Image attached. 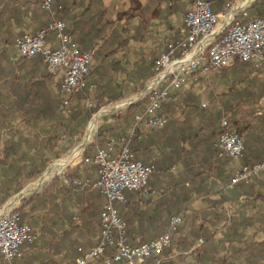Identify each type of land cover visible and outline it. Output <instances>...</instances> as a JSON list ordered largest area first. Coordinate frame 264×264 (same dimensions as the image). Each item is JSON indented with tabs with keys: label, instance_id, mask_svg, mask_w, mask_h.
Returning a JSON list of instances; mask_svg holds the SVG:
<instances>
[{
	"label": "crops",
	"instance_id": "1",
	"mask_svg": "<svg viewBox=\"0 0 264 264\" xmlns=\"http://www.w3.org/2000/svg\"><path fill=\"white\" fill-rule=\"evenodd\" d=\"M88 1L53 0L54 5L58 3L71 8L61 20L73 32L78 48L85 51L96 47L91 74L86 77L89 101L94 102L96 95L102 93H95L97 87H103L116 93L122 91L124 98L138 95L135 102H144L140 106H134L137 104L134 102L129 111L104 119L110 123L101 126L100 132L113 129V136H117L124 134L134 116L144 109L147 85L154 72L153 61L165 51L168 43H176L184 37L183 16L189 1L183 0L169 8L165 0H101L105 9L101 21L92 17L94 9L93 13L80 17ZM209 1L213 12L223 15L239 0ZM248 4L246 9L253 5L248 12L250 15L257 16L254 12L264 9V0ZM90 17L93 19L89 20ZM258 17L264 18V15ZM47 22L48 16L37 0H0V169L13 162L19 166L39 165L41 162L40 151L36 152L33 147L26 149L23 145V137H37L39 140L44 132L24 127V113L19 110L24 107L23 93L19 88H23V77H33L35 81L40 74L47 75V70L38 60L20 59L15 41L25 33L34 34ZM106 22L111 26L105 32H97L99 24ZM48 42L54 46L51 36H48ZM218 72L210 77L208 88L200 78L196 85L170 89L169 100L163 102L159 110V115L165 119L164 125L153 131H143L131 140L135 159L153 164L155 171L148 181V195L125 191L124 202L115 203V208L127 226L126 235L132 246L156 239L165 230L169 217L181 215L182 225L171 243L178 236L187 237L190 231L201 228L211 238L205 264H216L222 257L225 264H249L254 259L234 255L228 248L264 243V173L248 183L230 184L240 165H251L264 159V94L257 96L260 93L256 86L251 95L244 94L248 91L245 90L248 81L264 82V66L249 64L246 67L235 66L227 73ZM56 82L57 79L49 77L43 84L50 92H55ZM14 86L17 90L12 92L10 89ZM103 102L113 104L106 100ZM222 111L228 116L232 111L238 113L235 120L244 137L247 153L244 158L216 157V136ZM100 143L102 140L95 147ZM10 144L15 146L16 154L4 158L3 151ZM65 144L66 141L61 142L53 151H63ZM78 144L65 153L73 151ZM23 154L27 156L18 162ZM55 160L46 165L37 179ZM80 162L81 159L68 164L67 168L50 178L45 175L39 182L42 183L39 188L19 199L15 206L17 210L20 208V221L36 232L38 240L31 253L12 264H74L81 249L84 252L96 244L104 197L96 189L66 183V180L74 179L94 183L96 167L82 171ZM19 192L6 200L1 211ZM235 220L237 224L233 230L242 235L239 239L227 230ZM193 247L172 248L162 263L186 257L183 262L190 264L191 261L187 260L192 255V264H196L195 257L200 247L192 250ZM256 259L263 262L264 256ZM0 264L5 263L0 259Z\"/></svg>",
	"mask_w": 264,
	"mask_h": 264
},
{
	"label": "built area",
	"instance_id": "2",
	"mask_svg": "<svg viewBox=\"0 0 264 264\" xmlns=\"http://www.w3.org/2000/svg\"><path fill=\"white\" fill-rule=\"evenodd\" d=\"M181 1L165 0L169 8ZM188 1L183 16L185 35L176 43H168L155 61V76L147 87L155 79L160 80L148 89L143 111L134 116L124 134L107 137L104 146L98 148L91 158L82 157L81 161L97 169L94 183L89 184L85 179L66 180L69 185L98 190L105 200L99 218L98 240L93 247L76 257L74 264H142L149 259L160 264L164 260L162 254L170 247L173 235L182 225V216H171L165 231L156 239L131 246L126 224L115 208V203L124 202L125 191H139L147 195L148 181L154 173L153 164L135 159L131 140L143 131H153L164 125L165 119L159 115V110L162 103L169 100L170 89L196 85L200 78L208 83L214 72L230 67L235 60L249 62L255 67L264 66L263 17L248 14L245 7L220 25L221 15L213 12L211 1ZM38 5L49 14H54L53 0H38ZM48 36L52 37L53 47L48 42ZM15 49L21 58L41 57L49 74L57 79L64 96L85 88L96 51V48L81 51L66 32L65 23L53 18L44 29L17 38ZM63 104L68 105L67 101ZM220 127L217 158L239 160L244 152L242 138L230 127L226 118L221 119ZM260 173H264V159L250 167L240 165L233 174L230 186L248 183ZM37 240L36 232L20 221L15 205L4 213L0 211V259L5 264H12L31 253ZM201 244L202 241H198L192 250Z\"/></svg>",
	"mask_w": 264,
	"mask_h": 264
},
{
	"label": "trees",
	"instance_id": "3",
	"mask_svg": "<svg viewBox=\"0 0 264 264\" xmlns=\"http://www.w3.org/2000/svg\"><path fill=\"white\" fill-rule=\"evenodd\" d=\"M73 5L74 6L76 5L75 7H77V4H73ZM91 5L96 6V7L93 8ZM57 7H60V9H57ZM70 9L71 8L63 4L59 5L58 3H56V5H54L53 15L49 14L48 12L42 9L41 10L47 14L48 22H49L52 18L56 20L63 19V15L69 13ZM93 9H94V14L92 17L96 18L98 21H101L105 13V9L102 7L101 0H89L87 8H85L84 12L81 14L80 17H82L86 13H89V14L93 13ZM252 9H253V5L245 9V11L248 13ZM254 14L257 16H263L264 9L254 12ZM75 18L76 16L73 17V19ZM91 19L93 18L90 17L89 20ZM47 24L45 25V27L47 26ZM109 26H111V23H108V22H106L103 25L99 24L97 28L98 30L97 32L99 33L105 32ZM45 27H43L42 29H44ZM66 32L72 37L73 41L76 43L74 36H73V32L70 29H67V27H66ZM91 48H96V47L92 46L90 47V49ZM176 56H178V54H176ZM19 58L23 60H38L46 68V65L42 61L41 57H36L33 59H25L21 57ZM155 61H153V67H154ZM249 64L251 63L243 62L240 60H235L231 67L227 69L219 70V72L227 73L235 66L246 67ZM90 74H91V71H89L87 76H89ZM151 76L152 77L155 76V72H153ZM49 77L52 78L53 76L49 74L48 71H47V75L40 74V76L37 77L38 79H36L35 81L33 77H28V76L23 77V79L25 80L23 88H19V90L23 93L24 107L19 109V110H23V113H24V118L22 119L23 125L26 128V130L40 129L42 132H44L43 136L39 140L37 139V137H34V139L31 136L23 137V145H25L26 149H31V147H33L35 151L36 150L40 151L41 155L39 156V159L41 162L39 163V165L31 164L30 166H19V164L17 165V162H13L12 165H10L9 167L0 169L1 170L0 173L2 174V177L0 178V208L6 202L8 198L13 196L17 192L21 191L30 182L35 181L42 174V172L45 170L46 165L52 159H59L60 156H62V154L66 152V150H68L72 146L74 147L76 144H78L81 141L90 119L93 117V115L97 113V111L102 106L106 105L105 102H103V100L109 101V103L111 102L116 103L119 100L124 98V93L122 91L119 93H116L114 92V90L110 88L97 87L95 93L97 91H102V93L96 95L95 97L96 100L92 102V101H89L90 94L86 86L84 89H82L81 91L77 93L64 96L60 92L59 83L56 85L55 92H52V91L50 92L48 88H45L43 84L44 79H48ZM247 86L248 88H246L245 90H248V91L244 93L245 95H251V92L253 91V87L255 86L257 87L258 92L260 93L257 96L260 97L261 95L264 94V82L257 81L255 83L254 81L250 80L247 82ZM205 87L208 88L209 83H207ZM10 90L14 92L15 90H17V88L14 86ZM134 91H136V89H134ZM64 101H67L68 103L67 106L63 104ZM143 103H144L143 101H140L134 106H140ZM237 114L238 113L236 111H232L230 113V116H228L225 111H222L221 115H219V123L222 118H226L229 122L230 127L235 129V131L242 138L243 143H244V137L242 136V132L237 127V122L235 120V116ZM220 132H221V127L219 128L218 134ZM113 135H114L113 129H109L106 132L105 131L100 132V129H98L97 134H96L97 137H96L95 143L88 144L85 147L83 154H82L83 158H91L95 154L98 148L104 146L105 139ZM100 140H102V143H100L99 146L96 148L95 146L97 145L98 142H100ZM63 141H66L65 146H63L64 150L63 151L59 150V151L54 152L53 151L54 147L59 146L60 143ZM21 145L22 144H19V146ZM244 148H245V145H244ZM15 152H16L15 146L11 144L8 145L7 147H5L3 151V154L5 156L4 158H9L10 156L15 155L16 154ZM217 152H218V147H217ZM217 152H216V157H217ZM48 154L51 157L44 158V156ZM246 155L247 153L244 150L243 158ZM24 156L26 157L27 155L23 154V156H21L18 159V162L21 161V159H23ZM33 159H36V157H34ZM262 160H260L259 162H261ZM256 163H253L251 165L243 164L241 166L248 167ZM79 165L80 167H82V171H85V169L94 167L91 165H86L83 161H81ZM154 171H155V167H154ZM148 194L149 192L147 193V195ZM19 210L20 208H18V212ZM21 217H22V214H21ZM236 224H237L236 220L232 221V225L229 224V227H227V230L232 231L236 239H239L242 235L235 233V231L233 230L235 229ZM126 231H127V226H126ZM98 237H99V234H98ZM200 240L202 241V244L200 248L198 249L197 255L195 257V261H196V264H205L208 262V256L206 255V251L208 250L209 246L207 245L210 244L211 238H209L207 235V232H205L201 228L198 230L190 231L187 237L178 236L171 243L170 247L162 254V257H165L167 260V257L171 254L172 248L189 249L195 246ZM228 251H231L234 255L238 254V255H243L245 257H249L250 259H254V261L252 260L249 264H264V259H263V262H257V259L255 261L256 257L264 256V243L250 245V247L249 246H245V247L234 246L233 249L228 248ZM82 253L83 252L81 249L79 251L78 256H80ZM216 262H217L216 264H225V259L222 257L221 259H217ZM147 264H156V261L154 259H149ZM160 264H186V263H184L183 261L181 262L180 259H177V260L165 261L163 263L161 262Z\"/></svg>",
	"mask_w": 264,
	"mask_h": 264
},
{
	"label": "rangeland",
	"instance_id": "4",
	"mask_svg": "<svg viewBox=\"0 0 264 264\" xmlns=\"http://www.w3.org/2000/svg\"><path fill=\"white\" fill-rule=\"evenodd\" d=\"M241 0H239V1H237V3L238 2H240ZM241 2H243V1H241ZM237 3H235L233 6H231L229 9H228V11L225 13V14H223V15H221V18H220V22H219V24L220 25H222L223 23H224V20H225V18H227V16H229L232 12H234L235 10H236V8L241 4H238L237 5ZM237 5V6H236ZM249 4H246V6H244L243 8H245V7H247ZM236 6V7H235ZM233 7H235L233 10H231ZM243 8H241V9H243ZM240 9V10H241ZM231 10V11H230ZM210 81V80H209ZM138 95H134V96H132V97H126V98H124L123 100H120V101H118V102H116V103H113V104H108V105H105V106H103V107H101L100 109H101V111L102 110H105V109H112V108H114L115 106H117L118 104H120V103H123V102H125V101H130V100H134L135 99V97H137ZM135 103H137V102H135ZM135 103H133L132 105H127L126 107H124V108H121V109H118V110H116V111H114V112H112V113H109V114H105V115H103V116H101L100 117V121H99V123H98V125H97V127H96V129H95V131H94V133H93V135H92V137H91V139H90V142L88 143V144H94L95 143V141H96V134H97V131H98V129L101 127V126H103V125H107L108 123H110V121H105L104 119H106V118H110V116H112V115H118V116H120L121 115V113H124L125 111H129L128 110V108L129 107H131V106H133ZM99 109V110H100ZM130 109V108H129ZM98 110V111H99ZM97 111V112H98ZM96 116V114L90 119V121H92L93 120V118ZM124 116V115H123ZM90 121H89V123H90ZM112 121V120H111ZM106 122H108L107 124H106ZM89 123H88V125H89ZM88 125H87V127H86V130H85V134H84V138L82 139L83 141H84V139L86 138V136H87V129H88ZM105 138V137H104ZM103 140V139H102ZM82 143V141L78 144V145H80ZM77 145V146H78ZM76 146V147H77ZM84 149H85V146L81 149V151L79 152V153H77V155H75L72 159H71V161H69V165H71V164H73V163H75L77 160H79V159H82V154H83V151H84ZM74 151V150H73ZM73 151H69V152H67V153H65L61 158H59V159H57V160H55V161H53L52 163H50V166L48 167V169H47V171L43 174V176L45 177V175L49 172V170L51 169V167H53V166H55L56 164H58L61 160H63V158H65V157H67L68 155H70L71 154V152H73ZM72 162V163H71ZM66 165L65 167H62V168H58L57 170L56 169H54L52 172V175H55L56 173H58V172H60L61 170H64L65 168H67L69 165ZM51 175V176H52ZM42 176V177H43ZM50 176V177H51ZM43 177V178H44ZM39 179H37L35 182H33V184L31 183V185L26 189V190H24V191H28V190H33V189H37V188H39L40 186H41V184H39V182L42 180V179H40L39 180V182H37ZM16 196H18V195H16ZM15 196V197H16ZM14 197V198H15ZM13 198V199H14ZM18 203V202H17ZM16 203V204H17ZM2 209V208H1ZM1 209H0V211H1ZM190 254V253H189ZM186 259V257H181L180 258V261L182 262V261H184ZM187 261H191L190 262V264H192V262H193V256L191 255V256H189V259L187 260ZM184 263H186V261L184 262Z\"/></svg>",
	"mask_w": 264,
	"mask_h": 264
},
{
	"label": "bare ground",
	"instance_id": "5",
	"mask_svg": "<svg viewBox=\"0 0 264 264\" xmlns=\"http://www.w3.org/2000/svg\"><path fill=\"white\" fill-rule=\"evenodd\" d=\"M252 0H245V1H243L237 8H236V10L234 11V12H232L229 16H227V18H225V21L227 22L229 19H230V17H231V15L232 14H234V13H236L237 11H239L242 7H244L246 4H248V3H250ZM160 80V78H157V79H155L148 87H147V89H149L151 86H153V85H155L158 81ZM136 99H134L133 101H135ZM133 101H130V102H128V103H121V104H118L117 106H115L114 108H112V109H105V110H102L101 112H100V115L98 116V115H96L94 118H93V120L92 121H90V123H89V125H88V129H87V136H86V138L84 139V142L83 143H81L80 145H78L75 149H74V151L70 154V155H68L67 157H65V158H63V160H61L56 166H54L53 168H51L50 170H49V172L46 174V178H50V176L52 175V171L54 170V169H58V168H62V167H65L68 163H69V161H71V159L75 156V155H77V153H79L80 151H81V149L86 145V144H88L89 142H90V139H91V137H92V135H93V133H94V131H95V129H96V127H97V125H98V123H99V121H100V117L102 116V115H105V114H109L110 112H114V111H116V110H118V109H121V108H124V107H126L127 105H129L131 102H133ZM44 177V176H43ZM43 177L41 178L42 180H43ZM41 180V181H42ZM23 192H26V191H23ZM19 197L18 196H16L15 198H14V200H12V204L13 205H16V203L17 202H19Z\"/></svg>",
	"mask_w": 264,
	"mask_h": 264
},
{
	"label": "water",
	"instance_id": "6",
	"mask_svg": "<svg viewBox=\"0 0 264 264\" xmlns=\"http://www.w3.org/2000/svg\"><path fill=\"white\" fill-rule=\"evenodd\" d=\"M253 1H255V0H252L251 2H253ZM250 2V3H251ZM135 101H133V102H131L130 104H133ZM129 104V105H130ZM100 112H101V109L96 113V115H100ZM110 113H112V112H110ZM94 116V115H93ZM103 116V115H102ZM84 141H82V143H83ZM87 145V144H86ZM85 145V146H86ZM42 178V177H41ZM40 178V179H41ZM39 179V180H40ZM39 182V181H38ZM36 189H33V190H28V191H26V192H23V191H21V192H19L17 195H18V197L20 198V199H22L23 197H25V196H27V195H29V194H31L33 191H35ZM14 204V203H13ZM12 204V200L4 207V209L2 210V213H4V212H6L8 209H10L12 206H14Z\"/></svg>",
	"mask_w": 264,
	"mask_h": 264
}]
</instances>
